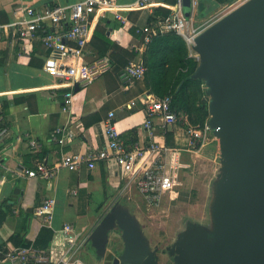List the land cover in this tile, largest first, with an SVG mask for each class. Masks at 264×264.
Segmentation results:
<instances>
[{"label":"crops","instance_id":"1","mask_svg":"<svg viewBox=\"0 0 264 264\" xmlns=\"http://www.w3.org/2000/svg\"><path fill=\"white\" fill-rule=\"evenodd\" d=\"M59 1L72 5L83 0ZM163 1L154 0L152 6L145 8L138 7L137 0H120L119 3L123 8H132L127 13L131 24L146 26L151 18H155L154 11ZM45 4L46 0H0V21L10 25L17 18H21L20 13L26 6L40 8ZM196 5L197 1L194 0L192 13H196ZM92 29L89 60L103 55L101 58L110 59L112 66L110 65V70L94 83L75 91L71 112L63 109L65 89L57 87L53 77L42 69L46 50L36 44L32 55L28 57L11 37L1 38L0 122L6 133L0 144V207L4 204L8 215L0 224V247L15 248L22 243V237L16 236V232L22 230L23 220L19 216L22 209L32 213V219H29L27 224L26 239L34 242L42 229L40 219L35 216V210L45 199L54 198L56 204L52 214L51 229L54 231V239L51 251L57 260L64 249V237L61 232L64 224H73L80 239L86 242L99 221L118 200L115 198L135 190L127 186L116 166H110L102 160L97 162L94 170L83 167L79 171H69L63 168L51 181L31 179L18 171L21 167L33 169L38 160L53 166L65 155L86 154L90 150L104 148V124L112 111L115 112L116 127L127 142L134 140L133 142L140 143L146 139L147 133L143 126L146 119L144 105L139 103L131 111L121 110L131 100L145 93L151 94L145 87L144 80L126 89L119 79V74L127 62L134 61L131 53H141L139 37L134 28L122 27L112 15L94 18ZM32 59L33 66L30 64ZM156 123L160 142L177 147L182 152L189 149L190 135L186 130L180 126L163 127L159 119ZM58 127L71 129L76 134L75 138L68 139L64 145L51 143L50 136ZM30 139L40 143L39 151L30 148ZM214 141L206 147L216 146L219 149V144ZM15 189L19 190V196L13 205L8 204ZM73 191H76L77 195H73ZM88 246L89 244L83 249L86 253ZM81 258L83 259L82 255ZM84 262L104 264V260L94 256L90 263L85 260ZM0 264L12 263L6 261Z\"/></svg>","mask_w":264,"mask_h":264},{"label":"water","instance_id":"2","mask_svg":"<svg viewBox=\"0 0 264 264\" xmlns=\"http://www.w3.org/2000/svg\"><path fill=\"white\" fill-rule=\"evenodd\" d=\"M193 8L194 0H182L188 22ZM193 50L199 64L190 78L202 82L209 97L208 124L219 142L221 173L212 230L193 224L167 251L174 264H264V0H246L203 30ZM19 193L15 189L8 204ZM114 230L121 232L120 255L108 252ZM87 244L104 264H159V249L119 200Z\"/></svg>","mask_w":264,"mask_h":264},{"label":"built area","instance_id":"3","mask_svg":"<svg viewBox=\"0 0 264 264\" xmlns=\"http://www.w3.org/2000/svg\"><path fill=\"white\" fill-rule=\"evenodd\" d=\"M120 0H83L76 4L65 5L59 0H46L43 7L26 6L12 24L5 25L0 21V41L2 36L11 37L19 44L21 51L28 57L32 55L36 44H40L47 52L42 69L55 80V85L64 88V111L71 112L75 98V88L87 87L101 75L110 70V62L105 58L89 60V46L93 40L92 20L96 17H109L119 21L124 28H134L141 46L150 44L158 34L175 33L182 37L189 49L190 57L198 55L193 50L196 37L202 32L185 18L182 0L168 17H157L146 26H134L130 23L127 13L132 8H123ZM154 0H137L140 8L150 7ZM145 66L130 62L125 66L119 79L126 89L134 86L145 78ZM59 88V89H60ZM57 90V89H56ZM141 103L144 105L146 119L144 129L146 139L143 142L128 143L116 127L115 112L109 113L104 124L106 145L102 149L90 150L86 154L65 155L59 162L51 166L38 160L33 169L19 168V174L28 178H40L46 181L55 179L60 170L79 171L83 167L94 170L97 162L102 160L110 166H116L117 172L142 197L149 209H158L173 198L176 187V168L182 151L177 147L168 146L158 140L156 120L161 126H180L190 135L189 151L197 153L211 141L216 140L209 124L195 125L187 114L172 108L173 96L158 98L153 94H143L131 100L121 110L131 111ZM6 131L0 122V144ZM71 129L58 127L52 134L50 142L64 145L68 139L75 138ZM33 151L41 149L40 143L33 139L29 142ZM1 153V151H0ZM77 195L76 191L71 192ZM56 201L47 198L35 210L42 227L51 228L53 210ZM64 237V249L56 264H86L81 253L86 242L79 237L77 228L66 223L61 228ZM12 264H47L52 262L50 252L33 245L26 247H0V262Z\"/></svg>","mask_w":264,"mask_h":264},{"label":"rangeland","instance_id":"4","mask_svg":"<svg viewBox=\"0 0 264 264\" xmlns=\"http://www.w3.org/2000/svg\"><path fill=\"white\" fill-rule=\"evenodd\" d=\"M196 1V13L195 11L192 13L190 23L203 31L246 0H230L226 4H216L213 0ZM133 62L138 63L136 60ZM206 98L209 100V97ZM214 142L219 144L217 139ZM220 169V149L216 146L205 147L197 153L185 151L180 154L176 168L175 195L170 201L166 200L160 208L149 209L136 190L128 191L115 199L125 203L136 214L152 247L158 246L159 249L165 250L166 247L176 244L180 234L193 224H200L207 230H212V208ZM120 236L119 230H114L110 234L108 252L118 254ZM81 255L88 263L92 256L104 260L96 255L91 245L87 247V253L82 251ZM159 264H174V262L168 253L160 251Z\"/></svg>","mask_w":264,"mask_h":264},{"label":"trees","instance_id":"5","mask_svg":"<svg viewBox=\"0 0 264 264\" xmlns=\"http://www.w3.org/2000/svg\"><path fill=\"white\" fill-rule=\"evenodd\" d=\"M216 4H226L230 0H214ZM178 4V0H164L154 11L157 17H168ZM154 18L149 21L152 22ZM106 40L107 37L103 36ZM133 60L145 66L144 78L147 90L158 98L173 96L172 108L177 112L187 114L195 125L204 126L210 118L208 102L204 85L199 80L191 79L198 67V60L190 57L189 49L184 39L175 33L158 34L153 37L150 44L141 46V53L132 52ZM99 57V56H98ZM103 57L100 56L99 58ZM110 65L112 61L109 59ZM34 65V60L30 62ZM129 62H127V65ZM125 65V66H127ZM124 66V67H125ZM41 67V66H39ZM180 89L178 90V88ZM134 140L128 142L131 143ZM10 208V207H9ZM8 215V210L2 204L0 207V224ZM22 230L16 232V236L22 237V243L16 247L35 246L50 252L52 263H56L51 251L54 239V231L51 228L42 227L34 242L26 239L28 234V221L32 219V213L20 210Z\"/></svg>","mask_w":264,"mask_h":264},{"label":"flooded vegetation","instance_id":"6","mask_svg":"<svg viewBox=\"0 0 264 264\" xmlns=\"http://www.w3.org/2000/svg\"><path fill=\"white\" fill-rule=\"evenodd\" d=\"M119 232H120V231H119ZM118 247H120V249H119V248L117 249V250H118V255H120V253L122 252V249H123V243H122V240H121V243H118ZM154 248H158V249H159L158 246H157V247H154ZM167 248H168V247H166L165 250L159 249V251H158V255H159L160 251H161V252L163 251V253H168ZM168 255H169V254H168ZM171 258L173 259V257H171ZM173 262H174V261H173Z\"/></svg>","mask_w":264,"mask_h":264}]
</instances>
